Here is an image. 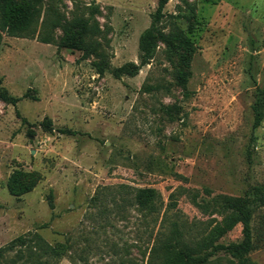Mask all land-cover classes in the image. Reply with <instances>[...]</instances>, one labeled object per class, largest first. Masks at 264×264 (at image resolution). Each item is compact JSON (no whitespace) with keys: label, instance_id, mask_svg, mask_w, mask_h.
Returning <instances> with one entry per match:
<instances>
[{"label":"rangeland","instance_id":"1","mask_svg":"<svg viewBox=\"0 0 264 264\" xmlns=\"http://www.w3.org/2000/svg\"><path fill=\"white\" fill-rule=\"evenodd\" d=\"M3 1L10 14L16 0ZM157 2L57 1L66 17L99 5L103 60L62 46L59 27L51 43L0 28V90L19 99L0 98V264H157V233L177 227L194 243L230 211L218 195L251 207L248 257L264 264V117L253 129L251 112L264 86V0H167L153 55L114 76L139 64ZM27 174L36 182L20 192ZM147 187L153 213L133 199ZM241 238L237 223L218 242ZM206 264L237 260L216 252Z\"/></svg>","mask_w":264,"mask_h":264},{"label":"trees","instance_id":"2","mask_svg":"<svg viewBox=\"0 0 264 264\" xmlns=\"http://www.w3.org/2000/svg\"><path fill=\"white\" fill-rule=\"evenodd\" d=\"M57 1L53 0V6H47L40 25L38 23L44 0H16L10 14H6L4 10L0 11V28L5 29L8 35L17 37H35L43 43H51L53 41L51 30L59 27L62 31L60 44L65 47L80 50L82 58L90 55L104 59L102 50V41L95 37L101 35L103 42L107 45L105 34L108 29H100L96 16L100 14V7L97 4L84 5L83 8L74 6L71 17H66L59 11ZM167 0H158L157 7L154 12L150 25L145 28L139 36L138 47L140 51V62H127L118 68L112 69V74L118 77L125 73L133 75L137 73L139 66L144 64L154 52L157 41L163 38L157 27V22L163 14L164 5ZM6 5L5 1L1 2L0 8ZM82 9L81 12H79ZM37 28L38 32H37ZM37 32V34H36ZM192 54V48L185 49L179 54L180 62L186 69L189 65V59ZM100 62L96 63L99 72L104 70ZM103 66V65H102ZM185 70H177L178 78L185 80ZM0 98L13 106L19 100L18 97L10 95L5 89L0 90ZM251 112L253 116L252 128L259 126L264 117V86L256 89L251 103ZM19 115L18 111H16ZM24 122L25 119L22 118ZM62 133L72 134L69 129H61ZM28 180H21L20 192L29 190L36 182L33 175L27 174ZM13 179L17 181L16 176ZM206 192H209L205 189ZM157 197V191L154 188H137L133 199L135 204L141 209L147 210L149 213L156 211L154 200ZM221 203L224 204L229 212L214 221L208 232L197 239L194 243H189L183 237L181 231L177 227H172L167 233H157L153 239V245L150 248V256L157 261V264H206L209 258L216 252H224L231 258L237 260V264H253L248 257V253L253 247L252 231L250 218L252 209L244 199L236 196L218 195ZM237 223L241 224L242 238L237 242L227 244L218 242L229 230Z\"/></svg>","mask_w":264,"mask_h":264}]
</instances>
